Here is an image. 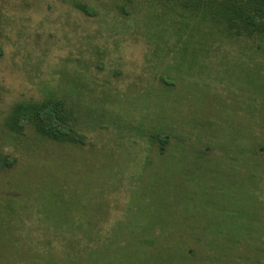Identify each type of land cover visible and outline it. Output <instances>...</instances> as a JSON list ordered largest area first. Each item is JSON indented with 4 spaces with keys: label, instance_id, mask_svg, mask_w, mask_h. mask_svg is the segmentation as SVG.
I'll return each instance as SVG.
<instances>
[{
    "label": "rangeland",
    "instance_id": "obj_1",
    "mask_svg": "<svg viewBox=\"0 0 264 264\" xmlns=\"http://www.w3.org/2000/svg\"><path fill=\"white\" fill-rule=\"evenodd\" d=\"M0 2V154L17 160L0 174L6 262L47 264L44 234L55 264H264L256 42L169 26L144 2ZM43 92L71 105L85 145L31 127L10 139L9 107Z\"/></svg>",
    "mask_w": 264,
    "mask_h": 264
},
{
    "label": "trees",
    "instance_id": "obj_2",
    "mask_svg": "<svg viewBox=\"0 0 264 264\" xmlns=\"http://www.w3.org/2000/svg\"><path fill=\"white\" fill-rule=\"evenodd\" d=\"M134 1L144 2L148 7L147 10H154L162 17H171L168 21L169 26L186 27L187 29L197 25L203 30L201 35L204 38L214 40L244 38L256 42L255 49L264 52V0H125L126 4H132ZM75 7L87 18L94 16L89 5L76 3ZM119 13L122 16L129 14L125 7H120ZM1 18L0 6V29L2 27ZM4 54L5 50L0 43V57H3ZM49 94L43 92L39 101L19 102L9 107L10 114L7 118L6 128L9 131L10 139L17 140L18 137L24 135L26 127H31L44 143L51 142L53 145L59 146L67 144L85 145L87 139L79 132L74 123L71 105H68L63 97L61 99ZM169 136L167 137L168 142L171 139ZM165 152L166 148L161 147L160 153L163 155ZM16 161L9 155L0 154V174L14 171L16 168L13 167ZM42 173L43 170H39V174ZM40 181L43 179L40 178ZM21 186L24 188L23 185ZM43 193L45 192L34 189V194L39 198ZM43 196L47 195L44 194ZM45 215L39 218H44ZM47 215L46 217L50 216V214ZM7 217L9 218V216ZM21 219L23 218L10 219V222L17 220L16 225L21 227ZM0 228H2L1 224ZM13 231L12 226L9 227L8 235L10 236V232ZM11 237L14 239L13 241H18L16 236L11 235ZM53 237L44 234L38 237L41 248L44 249L41 253L45 255L47 264H51L50 262L55 264L53 252L46 247L53 240ZM198 239L201 242V239ZM246 240L248 238L240 237L234 245L240 247ZM2 241H4V237L0 229V264H13L6 262L4 252L3 255L1 253L3 250ZM39 254L40 252L34 253L31 259L37 261Z\"/></svg>",
    "mask_w": 264,
    "mask_h": 264
}]
</instances>
